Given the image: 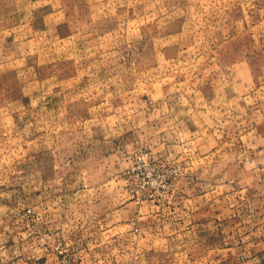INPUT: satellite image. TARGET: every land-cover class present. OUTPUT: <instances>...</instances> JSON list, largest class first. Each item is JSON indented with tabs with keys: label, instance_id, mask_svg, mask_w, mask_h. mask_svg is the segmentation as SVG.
Here are the masks:
<instances>
[{
	"label": "rangeland",
	"instance_id": "rangeland-1",
	"mask_svg": "<svg viewBox=\"0 0 264 264\" xmlns=\"http://www.w3.org/2000/svg\"><path fill=\"white\" fill-rule=\"evenodd\" d=\"M240 85L264 89V0H0V258L78 264L113 217L134 264L205 263L206 204L238 203L224 146L264 108Z\"/></svg>",
	"mask_w": 264,
	"mask_h": 264
},
{
	"label": "crops",
	"instance_id": "crops-1",
	"mask_svg": "<svg viewBox=\"0 0 264 264\" xmlns=\"http://www.w3.org/2000/svg\"><path fill=\"white\" fill-rule=\"evenodd\" d=\"M238 82L241 84L240 77ZM233 88L235 94L242 100L252 94L256 99L264 95L263 86L262 88L255 86L253 91H247V88L241 85ZM253 111L257 119L249 125L243 119L238 121L235 128L240 130L238 140L224 146L222 155L228 162L226 161L223 175L227 184L238 194V203L234 206L233 213L218 217L214 215V205L206 204L205 222L210 249L203 264H264V108L256 103ZM182 204L184 203L175 207V210H180V216L189 217L188 232L193 238L198 228L199 207L197 203L189 205L185 203L188 210L186 207L183 208ZM126 207V217L122 218V221L129 225L135 221L136 205L127 203ZM170 208L171 205L164 203L162 209L165 220L171 217L168 210ZM117 221L113 217H102L97 221L100 225L98 232H103V237L91 251L78 253L80 264H134V251L127 249L123 253L117 250L113 241H116L118 236L105 235V231L110 229L106 227L108 225L116 227L113 223ZM98 256L102 259L96 260ZM0 264H60V262L58 254L36 250L16 255L11 261L0 258Z\"/></svg>",
	"mask_w": 264,
	"mask_h": 264
},
{
	"label": "built area",
	"instance_id": "built-area-1",
	"mask_svg": "<svg viewBox=\"0 0 264 264\" xmlns=\"http://www.w3.org/2000/svg\"><path fill=\"white\" fill-rule=\"evenodd\" d=\"M59 253L61 254V257H59V262H60V264H71L70 262H69V260L67 259V254L65 253H63V251L62 250H59Z\"/></svg>",
	"mask_w": 264,
	"mask_h": 264
}]
</instances>
